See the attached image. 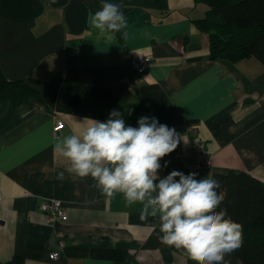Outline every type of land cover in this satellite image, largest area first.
I'll return each instance as SVG.
<instances>
[{"label":"crops","instance_id":"crops-1","mask_svg":"<svg viewBox=\"0 0 264 264\" xmlns=\"http://www.w3.org/2000/svg\"><path fill=\"white\" fill-rule=\"evenodd\" d=\"M110 2L127 18L113 40L89 35L88 14L101 0H0V72L35 92L0 99V263L201 264L163 243L157 218H140L142 205L129 207L122 194L108 196L90 177L66 171L55 142L113 109L132 126L155 116L175 128L180 144L161 163L176 168L174 153L198 133L211 174L234 169L264 182V64L211 59L208 35L194 21L208 10L202 2ZM135 53L151 57L142 73L131 65ZM56 120L64 126L54 135ZM47 197L64 204L66 221L50 222L39 210ZM225 259L241 264L232 253Z\"/></svg>","mask_w":264,"mask_h":264},{"label":"clouds","instance_id":"clouds-1","mask_svg":"<svg viewBox=\"0 0 264 264\" xmlns=\"http://www.w3.org/2000/svg\"><path fill=\"white\" fill-rule=\"evenodd\" d=\"M87 25L89 35L113 40L127 28V18L119 4L101 0V7L89 12ZM180 141L175 128L155 116H140L132 126L113 109L103 121L88 118L78 132L59 138L55 148L74 178L90 177L104 194H122L129 207L139 203L142 220L157 218V237L163 243L186 249L201 264H228L225 257L241 246L243 232L220 207L225 199L222 179L179 170L160 176L169 164L161 163L162 158ZM56 178L62 180L64 172Z\"/></svg>","mask_w":264,"mask_h":264},{"label":"trees","instance_id":"trees-1","mask_svg":"<svg viewBox=\"0 0 264 264\" xmlns=\"http://www.w3.org/2000/svg\"><path fill=\"white\" fill-rule=\"evenodd\" d=\"M208 6L205 16L194 20L208 35L211 59L237 62L255 57L264 64V0H195ZM34 94L23 80L8 81L0 72V99L18 102ZM225 199L220 207L240 223L241 246L232 252L241 264H264V182L234 169L214 172ZM0 264H22L19 260Z\"/></svg>","mask_w":264,"mask_h":264},{"label":"built area","instance_id":"built-area-1","mask_svg":"<svg viewBox=\"0 0 264 264\" xmlns=\"http://www.w3.org/2000/svg\"><path fill=\"white\" fill-rule=\"evenodd\" d=\"M151 57L150 55L143 53H135L131 56V65L136 69L138 73L145 71ZM64 126L63 121L56 120L55 125L52 128L53 134L57 135V132ZM195 130V128H188ZM190 143L181 151L174 153V160L177 162L176 168L174 165L168 166V172L172 170H179L188 174L190 172L210 173L213 171L212 156L211 153L205 147L204 140L199 134L190 135ZM192 145H196L198 150H193ZM39 210L46 214L48 221H60L64 222L67 220V211L64 204L53 197H47L42 200L39 205ZM64 235L58 234V246L61 248L64 244ZM59 251L51 252L49 257L51 259L57 258Z\"/></svg>","mask_w":264,"mask_h":264}]
</instances>
